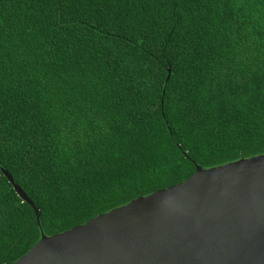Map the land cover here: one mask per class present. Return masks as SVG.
I'll list each match as a JSON object with an SVG mask.
<instances>
[{"label": "trees", "instance_id": "trees-1", "mask_svg": "<svg viewBox=\"0 0 264 264\" xmlns=\"http://www.w3.org/2000/svg\"><path fill=\"white\" fill-rule=\"evenodd\" d=\"M264 155V0H0V264Z\"/></svg>", "mask_w": 264, "mask_h": 264}, {"label": "water", "instance_id": "water-1", "mask_svg": "<svg viewBox=\"0 0 264 264\" xmlns=\"http://www.w3.org/2000/svg\"><path fill=\"white\" fill-rule=\"evenodd\" d=\"M17 196L38 210L12 177ZM12 264H264V155L207 170L38 242Z\"/></svg>", "mask_w": 264, "mask_h": 264}]
</instances>
